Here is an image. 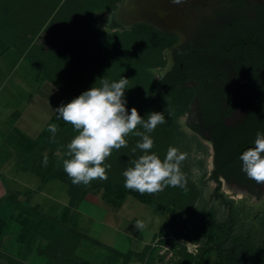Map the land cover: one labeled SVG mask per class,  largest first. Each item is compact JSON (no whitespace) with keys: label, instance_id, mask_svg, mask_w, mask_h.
Wrapping results in <instances>:
<instances>
[{"label":"trees","instance_id":"obj_1","mask_svg":"<svg viewBox=\"0 0 264 264\" xmlns=\"http://www.w3.org/2000/svg\"><path fill=\"white\" fill-rule=\"evenodd\" d=\"M120 1L64 0L62 4L58 1L53 4V9L56 11L59 6V9L66 6L67 16L54 43L55 46L58 45L56 53L50 54L49 52L52 50H40L32 53V49L27 51L25 48V50H20V55L28 58L30 65L63 94L61 103L70 102L71 99L92 86H100L101 79L110 82L118 81L120 77L129 79L124 94L125 107L128 110L135 107L141 117L145 119H147V114L152 111L163 112L165 116L166 123L158 125L152 133H149L154 139V149L164 153L165 149L173 146V143L182 136L179 119L188 111L193 98L191 88L184 86V82L191 76L185 77L183 71L189 51L186 50L187 45L189 47L193 44H182L175 48L173 50L175 62L173 69L163 77L157 78L158 71L165 67V52L177 43L178 38L174 35L161 33L146 24H137L130 30L124 31L110 32L107 29H101L96 23L99 15L104 12H113ZM237 3H240V0H237ZM241 38V35L231 36L224 31L218 34L215 41L209 43L211 47L207 48V53L216 55L220 59L228 58L230 56V40ZM8 40V36L0 35V48L9 46ZM195 58L198 59V56ZM50 123L59 125L55 139L61 133L68 136H74L76 133L70 124L58 119V114L55 112L37 137V142L44 146L45 152L47 151V165L42 175V182L58 180L64 183L67 186L68 203L71 208H77L88 193L98 191H102L101 198L109 206L120 207L127 198H132L165 218L171 208L177 206L174 196L168 194L163 196L158 193L141 195L138 191L126 189L124 179L107 180L99 185L92 182L88 186L73 185L63 170L62 160H58L48 151L52 141V134L48 130ZM183 195H186V192ZM217 197L228 208L227 221L217 223L211 218V215L202 218L199 228L203 238L196 253H188L184 245L176 244V260L171 264H264V222L261 223L263 226L259 229L261 233L257 238V243L252 235L234 236L235 215L233 209L235 203L227 200L223 194ZM13 199L10 197V200L13 201ZM24 209L25 207L14 220H19L23 216ZM29 211L35 213L34 210ZM41 218L48 219L43 215ZM19 224L27 228L20 237L23 244L25 238L30 235L31 231L28 229L33 225H30L26 219L20 220ZM58 225L61 226L60 223ZM168 226L166 220L164 227L154 236L153 242L146 245L140 252L128 251L122 254L110 250L111 254H114L112 256L114 258L108 257L106 264H155L158 251L164 246L174 244L172 236L188 238L179 230L181 228L176 229L172 234L169 233ZM3 227L4 223L1 224V228ZM67 232L68 235L75 236L76 239L82 238L98 244L73 229H67ZM192 241H196V239ZM34 243L32 242V246ZM116 256L117 259L114 262ZM0 257H2L1 254ZM46 264L76 263L75 259H72L71 262H56L54 258H50ZM77 264L91 263L86 261Z\"/></svg>","mask_w":264,"mask_h":264},{"label":"rangeland","instance_id":"obj_2","mask_svg":"<svg viewBox=\"0 0 264 264\" xmlns=\"http://www.w3.org/2000/svg\"><path fill=\"white\" fill-rule=\"evenodd\" d=\"M58 1L62 4L64 0H0V35L9 38L7 41L9 46L1 47L0 54L3 53L2 60L7 63V66H10L21 56V49L25 50L26 48L27 51L32 49V53L40 50H52V52H49L50 54L56 53L58 45L55 46L54 43L67 16L66 6L62 9H59V6L56 11L53 9V4ZM108 14L104 12L96 20L97 25L103 30L106 29L104 22ZM8 49L10 51H6ZM21 58L23 63L17 65L10 77L13 79L18 78L22 83H28L29 86L28 84L25 86L31 88L29 83L31 81H27V78L31 79L36 76L39 78L38 71L30 65L28 58H24V56H21ZM25 68L28 69V75L25 74ZM159 73L160 70L156 75L157 78ZM61 95L63 98L62 93ZM179 120L183 121L184 118ZM180 127L182 136L173 143V147L188 154L187 159L181 165L186 178V190L168 186L163 191L158 192L159 195L174 196L177 203L176 207L171 208L166 218L155 213L146 205L132 198H127L122 209L115 213L122 218V222L118 227L119 230L106 227L104 237L103 234L93 236L99 241V244H95L92 241L82 238L76 239L75 236L68 235L67 229H73L80 234L84 233L78 226L76 229L74 227L70 228L64 223L61 212L48 213L47 216L36 211L35 207L26 206L23 216L19 220L11 222L14 230H10L7 236L1 238L0 254L2 257H0V264H46L50 258H54L56 262H71L72 259H75L76 264L86 261L91 264H106L107 258L114 256L110 250L119 253L122 249L127 248L128 251L139 252L144 245L151 244L153 236L164 227L166 220L169 225L167 228L169 233L172 234L173 231L175 232L176 229L181 228L179 230L188 238L172 236L175 245L171 244L161 248L157 253L155 264H171L176 260V244L184 245L188 253H196L197 247L203 238L199 228L202 218L211 215L215 222L225 223L228 219V208L213 195L216 185L209 180L211 172L210 148L206 143H200L191 133H186L182 126ZM136 131L143 132L144 129L142 126H138ZM72 137L61 133L54 139V142L51 141L48 151L58 160L63 161L66 158V146ZM126 139L128 141L127 147H122L118 151L113 150L111 156L105 160L106 164L111 165L107 172V180L119 181L124 179L122 172L131 166L130 162L133 159L143 154L141 150L136 148L137 142L141 140L140 137L130 134ZM165 150L167 151V149ZM165 150L164 153H161L153 147L151 151L163 159L166 155ZM105 181L95 180L92 183L99 185ZM56 183L54 187L50 185L46 189L47 193L51 194L46 195L44 201L45 203L58 202L59 205L57 206L60 207V204L68 202L69 196L67 186L58 180H56ZM184 192H186V195H183ZM101 193L102 191L88 193L86 197L102 205L105 202L101 198ZM223 195L227 197V200L235 203L233 209L235 215L233 235L236 237L252 235L255 243H257V238L261 233L259 229L263 226H261V223L264 222V200L261 203L258 199L246 198L244 193H232L226 188H223ZM261 196L263 194H260ZM29 210H34L35 213H30ZM76 210L77 213L90 216L94 222L105 218L102 208L89 203L83 202ZM77 213L75 214L80 216ZM41 215L50 219L51 223L48 219H42ZM23 219H26L33 226L28 229L32 234L30 232V235L25 238L22 244L20 237L27 230L22 224H19V221ZM82 220L83 218L81 222L84 223L85 221ZM138 222L142 223L143 227H139ZM64 226L65 228H63ZM121 233L135 235L136 238L127 240L122 237ZM194 239L196 241H192ZM114 241L120 243L122 248L115 246ZM32 242H35L33 246ZM116 259L117 256L113 261L115 262Z\"/></svg>","mask_w":264,"mask_h":264},{"label":"flooded vegetation","instance_id":"obj_3","mask_svg":"<svg viewBox=\"0 0 264 264\" xmlns=\"http://www.w3.org/2000/svg\"><path fill=\"white\" fill-rule=\"evenodd\" d=\"M180 24L182 44H193L187 45L190 53L183 65L184 76H191L184 86L191 88L193 98L180 125L210 148L209 180L216 185L217 200L226 188L262 203L264 184L241 171L239 155L253 146L258 130L264 132V0L188 4ZM224 31L242 38L230 40L228 58L208 55L209 43ZM172 60L168 72L175 65L173 52Z\"/></svg>","mask_w":264,"mask_h":264},{"label":"clouds","instance_id":"obj_4","mask_svg":"<svg viewBox=\"0 0 264 264\" xmlns=\"http://www.w3.org/2000/svg\"><path fill=\"white\" fill-rule=\"evenodd\" d=\"M172 3L181 4L182 0H172ZM128 80L123 77L111 82L101 79L100 86H92L54 109L58 119L70 124L76 133L66 146V158L62 161L64 172L73 185L88 186L95 180H107L111 165L105 163L106 158L113 150L127 147L126 137L131 134L141 138L136 148L143 154L122 172L124 187L141 195L156 194L168 186L186 190L181 165L188 154L169 146L161 159L151 151L154 141L149 133L166 123V119L163 112L157 111L148 113L145 119L135 107L130 110L125 107ZM138 126L144 131H136ZM48 130L54 142L59 125L50 123ZM252 145L239 155L241 171L257 184H264V132L255 133ZM43 164L47 165V157ZM138 226L143 227V224L138 222Z\"/></svg>","mask_w":264,"mask_h":264},{"label":"crops","instance_id":"obj_5","mask_svg":"<svg viewBox=\"0 0 264 264\" xmlns=\"http://www.w3.org/2000/svg\"><path fill=\"white\" fill-rule=\"evenodd\" d=\"M2 59L3 53L0 54V241L10 230H14L11 222L22 208L30 206L47 216L48 213L61 212L64 223L70 228L76 229L78 226L85 236L99 244L93 236L103 234L104 237L106 227L119 230L122 218L115 213L122 209L124 203L115 208L106 203L99 205L86 197L81 204L89 203L104 211L105 218L95 222L90 216L77 213V208H71L68 202L60 204V207L55 201L45 203L44 198L51 194L47 193L46 189L50 185L54 187L57 183L56 180L42 182L46 152L44 146L37 142V137L55 114L54 109L62 102V95L38 72L39 78H27V81H31V88L25 86L28 83L11 78L13 70L23 63L21 56L10 66ZM24 71L26 75L29 74L27 68ZM10 197L14 198L13 201ZM82 218L85 224L81 222ZM121 234L127 240L136 238L135 235ZM113 244L121 247L118 242L114 241ZM121 252L126 253L128 250L122 249L119 253Z\"/></svg>","mask_w":264,"mask_h":264},{"label":"water","instance_id":"obj_6","mask_svg":"<svg viewBox=\"0 0 264 264\" xmlns=\"http://www.w3.org/2000/svg\"><path fill=\"white\" fill-rule=\"evenodd\" d=\"M203 1L182 0L181 4H174L172 0H121L117 8L108 14L104 27L114 32L130 30L137 24H146L161 33L176 35L177 43L165 52V67L159 73V77H162L173 65V50L184 41L178 28L181 26L180 21L186 6ZM111 25H114L115 28H112Z\"/></svg>","mask_w":264,"mask_h":264},{"label":"bare ground","instance_id":"obj_7","mask_svg":"<svg viewBox=\"0 0 264 264\" xmlns=\"http://www.w3.org/2000/svg\"><path fill=\"white\" fill-rule=\"evenodd\" d=\"M118 24H120V23H118ZM111 27H112V28H115V26H114V25H111Z\"/></svg>","mask_w":264,"mask_h":264}]
</instances>
